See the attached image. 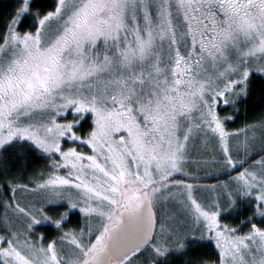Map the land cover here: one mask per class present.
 Returning <instances> with one entry per match:
<instances>
[{
    "label": "snow or ice",
    "instance_id": "1",
    "mask_svg": "<svg viewBox=\"0 0 264 264\" xmlns=\"http://www.w3.org/2000/svg\"><path fill=\"white\" fill-rule=\"evenodd\" d=\"M0 264H264V0H7Z\"/></svg>",
    "mask_w": 264,
    "mask_h": 264
},
{
    "label": "trees",
    "instance_id": "2",
    "mask_svg": "<svg viewBox=\"0 0 264 264\" xmlns=\"http://www.w3.org/2000/svg\"><path fill=\"white\" fill-rule=\"evenodd\" d=\"M7 7V0H5V5L0 7V13L6 10ZM261 108V102H260V93L259 90L257 89L256 93L253 96L252 101H250L249 105L247 108H242L241 115L244 114V118H253L257 115V113L260 111ZM224 113H222L223 115ZM240 115V116H241ZM231 125V124H230ZM42 161H36V163H41Z\"/></svg>",
    "mask_w": 264,
    "mask_h": 264
},
{
    "label": "rangeland",
    "instance_id": "3",
    "mask_svg": "<svg viewBox=\"0 0 264 264\" xmlns=\"http://www.w3.org/2000/svg\"><path fill=\"white\" fill-rule=\"evenodd\" d=\"M245 118H244V114H242L240 116V118L235 122L232 123L231 125H229L231 128H236V127H240L242 125V123L244 122Z\"/></svg>",
    "mask_w": 264,
    "mask_h": 264
}]
</instances>
